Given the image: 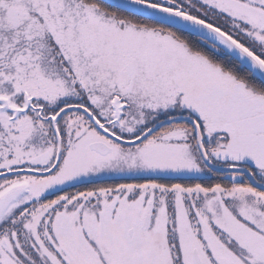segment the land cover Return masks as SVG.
I'll return each instance as SVG.
<instances>
[{"label":"snow or ice","instance_id":"6c2138e0","mask_svg":"<svg viewBox=\"0 0 264 264\" xmlns=\"http://www.w3.org/2000/svg\"><path fill=\"white\" fill-rule=\"evenodd\" d=\"M0 264H264V0H0Z\"/></svg>","mask_w":264,"mask_h":264}]
</instances>
